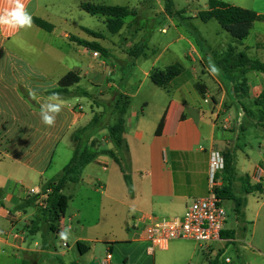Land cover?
I'll return each instance as SVG.
<instances>
[{
	"label": "crops",
	"instance_id": "1",
	"mask_svg": "<svg viewBox=\"0 0 264 264\" xmlns=\"http://www.w3.org/2000/svg\"><path fill=\"white\" fill-rule=\"evenodd\" d=\"M210 1H206L204 10L194 11L193 20H201L199 13L208 10ZM217 1L247 9L244 4L251 0H238L239 5ZM252 1L253 11L264 15V0L260 5L258 0ZM24 3L33 18L49 23L53 30L48 32L34 23L32 28L19 31L0 27V261L21 264L38 254L44 256L39 264H49L52 257L66 255V251L60 254L43 249L41 232L29 237L20 232L25 226L34 227L36 211L20 210L18 205L28 200V190L42 191L66 167L71 150L74 152L71 135L103 111L94 100L69 97L64 99L55 126L49 128L41 122L40 104L46 101L47 93L59 90L60 80L76 73L81 80L71 90L79 88L92 95L90 89L81 85L87 82L99 86L106 81V90L92 95L97 101L110 105L117 96L127 100L125 128L133 190L129 192L118 165L109 156L100 155L88 165L81 182L76 184V192L86 190L88 200L92 196L98 199L100 218L91 225L80 226L70 250L87 244L88 248L75 250L77 257L85 259L84 264H103L108 252L112 254L109 264H228L227 260L229 264H264V173L259 171L264 168V128L248 118L242 107L264 93V74L248 73L243 77L245 96L237 86L242 79L240 73L223 75L229 81L212 75L208 58L213 51L209 46L211 40L217 41L220 32L216 31V37L212 38L207 33L199 35L211 52L199 50L195 41L174 22L178 15L174 4L169 13L163 0H24ZM83 3L127 7L132 14L123 20L124 27L118 34L107 36L98 31V21L106 24L108 17L88 15L81 8ZM8 6V0H0V11ZM159 20L169 21L178 38L169 43L162 39V43H157L163 44L161 51L154 46L150 57L143 55L139 46L151 48L153 37L141 36L139 31L146 23ZM211 21L214 20L204 23ZM86 30L100 33L102 38ZM162 34L168 35L169 30L163 28ZM74 38L98 44L105 53L80 46ZM181 42L186 47L178 54L173 48ZM231 43L233 47L226 44L220 47L222 53L229 47L231 58L215 55L217 66L232 60L235 70L240 69V54L264 63L263 22L254 23L249 36L240 43ZM94 52L99 57L95 58ZM168 53L170 56L166 58ZM184 59L190 62V67L183 65ZM173 66L182 67V71L165 87L152 83L154 70ZM130 68L142 76L138 85L130 82L133 77L130 72L123 87L111 79L119 75L123 81ZM32 91L36 93L35 99L30 95ZM142 91L145 94L138 102ZM224 120L229 121V129L220 126ZM91 142L94 151L114 149L105 130L98 132ZM230 148L236 154L237 179L232 188L237 196L246 198L244 220L235 214L233 201H225L223 205H229L235 220L230 225L228 218L221 240L210 244L175 241L165 251L149 253L147 242L141 238V230L149 218L181 217L194 200L206 197L211 187L210 153L213 150L223 153ZM245 177L250 187H257L247 195L242 194L246 184L240 181ZM37 206L40 208L38 203ZM68 208L69 202L58 232L65 227L73 232V223L81 224L78 214H67ZM7 212L18 215L9 216ZM108 231L115 232L110 235ZM15 232L24 237L25 243L13 238Z\"/></svg>",
	"mask_w": 264,
	"mask_h": 264
},
{
	"label": "trees",
	"instance_id": "2",
	"mask_svg": "<svg viewBox=\"0 0 264 264\" xmlns=\"http://www.w3.org/2000/svg\"><path fill=\"white\" fill-rule=\"evenodd\" d=\"M165 1L166 11L170 13L173 1ZM81 8L88 15H101L108 17L106 25L109 32L114 35L118 34L124 27L123 20L132 14L127 7L98 6L90 3H83ZM199 18L203 22H208L210 20L217 21L236 41H243L246 39L249 36L254 23H264V15L217 0H211L209 2L208 10L200 12ZM33 21L35 25L48 32L53 30L52 25L41 19L33 18ZM86 31L96 38H102L101 34L88 30ZM74 41L80 46L94 49L102 54L105 53V50L98 44L89 43L77 38H74ZM238 66L239 68H242L240 70L242 79L239 82V88L242 89L245 96L247 95V91L244 88L246 81L243 77L248 73L264 74V63L260 61H252L244 54H240L238 57ZM181 71L182 67L180 66H173L163 71L154 70L151 74V81L158 87H165L173 78L177 77ZM80 80L81 78L78 74L69 73L60 80V89L54 92L59 93L63 99L69 97L89 98L94 100L96 105L102 106L103 111L95 114L88 125L77 129L71 135V140L74 144V152L71 161L55 178L43 186V191L51 190L46 201V209L40 208L42 214L46 217V220H44L40 227L38 226L39 224L35 223L34 227L31 229V235H34L37 232L42 233V248L45 250L55 249L53 240L58 233L61 216L69 202V198L64 194L65 189L71 184H79L86 167L92 164L98 156L106 155L111 157L119 166L129 192L131 193L133 190L132 161L125 128L127 100L122 96H117L114 104L109 105L103 102L98 103L94 96L84 90L79 88L71 90L72 87L80 83ZM51 93L53 92H48L47 95L49 96ZM253 106L257 109V112L250 111L245 105L242 107L248 118L256 120L260 126L264 128V93L253 101ZM111 117H115V122L113 124L111 123ZM104 130L107 131L108 140L112 143L114 149L94 151L91 140L98 132ZM222 154L225 162L224 170L220 175L223 179V185L221 188L217 189V195L223 202L233 201L235 214L240 220H244L246 198L237 196L232 188L233 182L237 179L235 149H227ZM240 181L246 184V187H244L242 191L243 195H247L251 191L257 190V187H250L247 177L241 178ZM38 200V196L30 198L21 202L18 205V208L20 210H26L29 208L38 209ZM223 234L224 233H222V236ZM43 257V255L34 254L28 259H25L22 264H38ZM56 260L58 264H64L61 259Z\"/></svg>",
	"mask_w": 264,
	"mask_h": 264
},
{
	"label": "rangeland",
	"instance_id": "3",
	"mask_svg": "<svg viewBox=\"0 0 264 264\" xmlns=\"http://www.w3.org/2000/svg\"><path fill=\"white\" fill-rule=\"evenodd\" d=\"M172 1H173L175 9L178 12V15H176L174 17V22L179 26L180 31L185 33L191 39H193V41H195L199 50H202L205 53H207V52L210 53L211 50L209 51V49L211 47L214 54L212 53L210 55V57L212 58V60L214 62L216 59V58L214 59L215 55H217L218 58H221V59L227 58V60H229L232 56L231 53L229 52V47H233L231 42L237 43L238 41H236L228 32H226L221 27V25L215 20L211 21V23L206 24V23L202 22L201 20H193L192 19L194 11H196L197 9L198 10H204L205 9V3L207 0H172ZM228 1H232L234 3H237L236 5L240 4V2L238 0L237 1L236 0H228ZM163 3H164V6L166 7V1L165 0H163ZM253 3L254 2L251 0L249 3H246L244 5H245V7H247V10L253 11V9L255 8V5ZM262 3H263L262 0H258V5H260ZM79 12H81V11H79ZM79 14L90 19V17L88 15H85V13H79ZM182 17L185 18V20H183ZM90 20H92V19H90ZM98 22L100 24V28L98 31L101 32L102 34H106L107 36H111L112 34L109 32L107 25L103 21H98ZM171 27L172 26H171L170 22L167 20H159L154 24L153 23H146L145 28L140 30L139 33L141 36H151V37H153L152 38L153 40H152V44L150 45L151 48H149V46H146V47L139 46L141 48V49H138V50H140V53L150 57L152 55L151 51H153L154 46L159 51H161L163 49V44H157L159 42L162 43L161 42L162 39H164L166 41V43H169L171 41H175L178 38V33H176V31ZM163 28L169 30L168 35L162 34ZM216 31L220 32L219 37L216 38L217 41L211 40V44H210L209 49H208V46L200 41L199 35H204V33H207V35L212 38L215 36ZM239 43H240V41H239ZM223 44H226L229 46L228 49L226 50V53L221 52L220 47ZM185 45L186 44L184 42L176 44L174 46L173 50H175L176 53H178V54H182L185 50V47H186ZM221 53L223 55H221ZM139 55L140 54H138L136 56H139ZM167 56L169 57L170 53L166 54V58H167ZM89 61L90 60H88V62ZM182 62H183V65L185 67H190L189 61L184 59ZM219 68L221 69V72L218 76L222 80H226V81H229V79L224 78L223 75H236V74L240 73V70H241V68L235 70V65L232 62V60L229 61L228 63H223V65L222 66L220 65ZM129 72H130V74H133V77L130 79V82L133 85H135V84L138 85L139 81L142 80V76L137 70L132 72L131 68L126 70L125 78L123 81L120 79L119 75L113 76L111 79H113L114 81H116V83L118 85L123 87L125 85V83L127 82V80L129 79L128 78ZM107 75H108L107 79L109 80L110 75L109 74H107ZM103 83L104 84H99V86H95V85L92 86V85H89L87 82H84L81 85V87L83 89H90L92 95L95 94L98 96L100 91L106 90L107 82L104 81ZM96 85H97V83H96ZM237 86H240V83H238ZM144 94H145L144 91H142L139 99L137 100L138 102H140L139 100L141 99V97L144 96ZM108 101H110V99H108ZM98 103H102V101L98 100ZM245 106L248 109H250V111L257 112V109H255L253 106V101L246 102ZM233 115L235 117L233 120L236 122L237 118H238L236 108L234 109ZM111 122L114 123L113 117H111ZM71 151L72 152H70V158L68 160L69 162L71 161V159L73 157V150H71ZM65 152L66 151L64 150L63 151L64 155H65ZM65 159H66V157H65ZM111 160H113V159L111 158ZM69 162H67V165L69 164ZM64 194L69 198V208H68L67 214L68 215L69 214H78L79 220L81 222V224H78L77 222L73 223L74 231L71 232V238L69 241L70 244H73L75 242V239L73 238V236L76 233L80 232V229H81L80 226L81 225H84V226L91 225V224L95 223L100 218V203H99L98 199L94 196H92L91 200H88L86 190H83L82 193L78 194L76 192V185L75 184L69 185L66 188V190L64 191ZM228 206L229 205L226 204L224 207L227 211V215L229 218V224L232 225L234 223L235 218H234V214L229 210ZM35 211H36V216H35L36 223L40 225L44 222V220H46V217L42 214V210L40 208L35 209ZM80 211H82V214ZM102 221H103V219H102ZM31 229H32V226L28 225V226H25V228L22 229L20 232L22 234H24L26 237H29V236H31ZM114 232L115 231H108V234L111 235ZM53 241H54V248H55L53 250H57L61 254V252L64 251L62 248L63 241H61L59 239L58 235L55 236ZM89 246L92 247V244H90ZM77 248H88V247H87V244L81 243L77 246ZM77 248H72V250H67L64 258L58 257L59 255L57 257L56 256L52 257L49 261V264H58L56 259H61L64 262V264L65 263L71 264L72 261H76V264H84L85 259H82L81 257L76 256L75 250ZM25 256H28V255H25ZM40 262H41V260L39 261V263ZM0 264H16V263L1 260Z\"/></svg>",
	"mask_w": 264,
	"mask_h": 264
},
{
	"label": "built area",
	"instance_id": "4",
	"mask_svg": "<svg viewBox=\"0 0 264 264\" xmlns=\"http://www.w3.org/2000/svg\"><path fill=\"white\" fill-rule=\"evenodd\" d=\"M95 58L99 57L94 52ZM220 126L223 129H229V121L224 120ZM225 162L222 152L213 150L210 153V178L211 187L206 197L198 198L190 204L186 212L181 217L175 218H155L150 217L148 224L141 230V238L148 244L149 253L153 254L157 251H165L170 244L175 241H194L200 244H210L219 241L222 238L225 226L228 221L227 211L223 205V201L217 195V189L223 185V179L220 176L224 170ZM259 171L263 174L264 168ZM220 176V177H219ZM51 190L39 191L30 189L27 191V199L38 196V205L41 209H46L47 199ZM9 216L14 215L7 212ZM16 240L25 243V239L19 232L12 234ZM71 244L63 242L64 251L71 249ZM57 252V250H56ZM112 258L111 252H108L106 260L103 264H109ZM228 264L230 260L226 261Z\"/></svg>",
	"mask_w": 264,
	"mask_h": 264
},
{
	"label": "clouds",
	"instance_id": "5",
	"mask_svg": "<svg viewBox=\"0 0 264 264\" xmlns=\"http://www.w3.org/2000/svg\"><path fill=\"white\" fill-rule=\"evenodd\" d=\"M8 7L0 11V27H6L16 31L26 30L33 27V15L28 11L24 0H8ZM208 69L214 76H218L221 69L211 57L208 58ZM35 99V91L30 92ZM64 99L57 93H51L45 102L40 104L39 116L41 122L47 127L55 126L57 116L63 111ZM59 239L68 244L71 238V229L65 227L57 233Z\"/></svg>",
	"mask_w": 264,
	"mask_h": 264
}]
</instances>
